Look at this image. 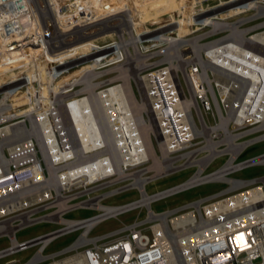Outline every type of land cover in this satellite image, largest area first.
I'll return each instance as SVG.
<instances>
[{
  "label": "built area",
  "instance_id": "built-area-1",
  "mask_svg": "<svg viewBox=\"0 0 264 264\" xmlns=\"http://www.w3.org/2000/svg\"><path fill=\"white\" fill-rule=\"evenodd\" d=\"M124 2L95 17L84 0H0V259L31 249L4 264H264V173L232 175L264 166V151L242 157L264 141V2L179 0L152 27H132ZM227 6L239 11L220 17ZM207 183L221 187L151 208ZM128 190L137 198L105 202ZM76 210L92 213L66 217ZM130 210V222L90 235ZM41 222L57 226L15 238Z\"/></svg>",
  "mask_w": 264,
  "mask_h": 264
},
{
  "label": "rangeland",
  "instance_id": "rangeland-1",
  "mask_svg": "<svg viewBox=\"0 0 264 264\" xmlns=\"http://www.w3.org/2000/svg\"><path fill=\"white\" fill-rule=\"evenodd\" d=\"M160 23V19L152 21V22H145V24L147 25L146 27H152L155 26L156 24ZM247 25V24H246ZM184 34L187 33L188 30H181L178 32V34ZM106 38V37H105ZM99 38V42L107 40V38ZM155 50H158V48H153L152 51L154 52ZM155 54V53H154ZM158 58V57H156ZM136 70H134L135 72ZM138 71V70H137ZM136 71V72H137ZM129 76L132 78L133 74L132 71L129 74ZM264 151V141H261L255 145H253L252 147L248 148L246 150V152L243 154L242 157H249V156H253L256 155L258 153H261ZM214 166H216V164H214ZM190 170H182L179 172H175L172 173L166 177H163L161 179L155 180L153 182L148 183L145 186V190L147 193L156 191V190H160L163 188H166L168 186H171L173 184H176L182 180H184L189 174H190ZM264 173V166H252L246 169H243L241 171L235 172L232 175L235 177H240V178H245V177H251V176H255V175H260ZM221 187L220 184L218 183H207V184H202L193 188H189L183 191H180L178 193H175L173 195L167 196L161 200H158L156 202H153L151 204V208L155 211L158 210H162L165 208H171L177 205H180L184 202H187L189 200H192L194 198H197L201 195L210 193L212 191H215L217 189H219ZM137 198V193L135 190H128L125 192H122L118 195H115L109 199H107L105 202L108 204H121V203H125L127 201H130L132 199ZM136 210H130L127 211L125 213L119 214L117 215L115 218H108L100 223H98L97 225H95L91 231H90V235H95V234H100L103 232H106L107 230L113 229L117 226H120V224L122 222H130L134 216L136 215ZM92 213V211L89 210H76V211H72L66 214V217L69 218H80V217H84L87 215H90ZM57 225H53L50 223H45V222H41V223H36L27 227H24L20 230H18L17 232H15V238L17 240H23V239H27L30 237H33L35 235H38L40 233H43L45 231H48L50 229L55 228ZM75 233H70V234H65L62 235L58 238H56L55 240H53L51 243H49L44 252H51L54 250H57L63 246H65L66 244H68L74 237ZM8 244L7 238L5 236H0V248L5 247ZM31 249L30 250H25L22 251L20 253H16L13 255H10L8 257H4L0 259V264H4V261L10 258L13 259H18L19 261H23L30 253H31Z\"/></svg>",
  "mask_w": 264,
  "mask_h": 264
},
{
  "label": "bare ground",
  "instance_id": "bare-ground-1",
  "mask_svg": "<svg viewBox=\"0 0 264 264\" xmlns=\"http://www.w3.org/2000/svg\"><path fill=\"white\" fill-rule=\"evenodd\" d=\"M95 1H97V0H84V2L86 3L84 5V11H86L88 9L91 10V14L94 15L95 17L100 16L101 14H104L107 11L122 7L123 4H125L124 0H98L97 4L101 7V9L99 11V10H96V7H99V6L93 7V5H95ZM128 1H129L130 7L131 8L133 7V9L131 11L137 15V17H131L132 22H130V24L132 27L143 24L146 21L152 22V21L158 20L157 16L159 14L161 15L163 13L171 12L173 10L179 9V5H180L179 0H128ZM259 1L264 2V0H259ZM227 7L231 10L230 11H218V14L220 17L226 16L227 14H230L232 12L239 11V8H236V7L231 8L230 6H227ZM228 8H226V9H228ZM132 16H133V14H132ZM184 23L185 22H183L182 24H184ZM181 30H185V26L181 25L179 27L178 32ZM184 36H186V34ZM181 37H183V34H181ZM172 38L173 37L163 36V37H160V40L161 41H164V40L170 41V40L174 39V40L178 41V44H180L181 46H183V44H186V43L182 42V41H184V39L180 38L179 34L175 38H173V39ZM79 48L85 50L86 48H88V45H87V43H84V44H81L79 46ZM175 87H176L178 92H180V93L182 92L179 82L176 81ZM131 103L134 107L135 114L139 115L140 106L138 104H136L137 101L135 102L134 100L131 99ZM148 130H149V128H148ZM148 130H147V128L146 129L141 128L142 135H143L144 139L147 141L148 152L150 155H153L154 150H153V148H151V146L148 143ZM162 157L164 160H167L165 150L162 151Z\"/></svg>",
  "mask_w": 264,
  "mask_h": 264
}]
</instances>
